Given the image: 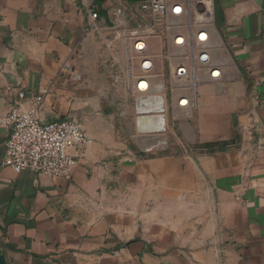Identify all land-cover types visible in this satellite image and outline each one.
<instances>
[{
  "label": "crops",
  "instance_id": "crops-1",
  "mask_svg": "<svg viewBox=\"0 0 264 264\" xmlns=\"http://www.w3.org/2000/svg\"><path fill=\"white\" fill-rule=\"evenodd\" d=\"M114 1L0 0V264H264V0H214L226 79L199 88L192 118L176 113L194 149L166 139L146 157L128 138L150 134L118 119L137 120L109 37L136 21ZM72 69L81 87L121 101L120 116L76 102ZM31 110L41 123L76 119L89 135L71 150L70 178L1 167L3 120ZM222 141V150L195 147Z\"/></svg>",
  "mask_w": 264,
  "mask_h": 264
},
{
  "label": "built area",
  "instance_id": "built-area-1",
  "mask_svg": "<svg viewBox=\"0 0 264 264\" xmlns=\"http://www.w3.org/2000/svg\"><path fill=\"white\" fill-rule=\"evenodd\" d=\"M125 4L117 14L136 24L115 27L109 38L127 56L125 76L118 74L117 79L132 100L136 118H165L171 111L192 118L199 88L226 79L224 58L217 54L214 0H125ZM127 4L134 5L130 13ZM87 13L93 22L100 18L97 6ZM41 100L37 98L38 103ZM3 123L10 135L1 167L16 173L70 178L79 164L71 150L88 142L81 123L70 117L41 123L35 110L13 111ZM144 128L147 134H157Z\"/></svg>",
  "mask_w": 264,
  "mask_h": 264
},
{
  "label": "rangeland",
  "instance_id": "rangeland-1",
  "mask_svg": "<svg viewBox=\"0 0 264 264\" xmlns=\"http://www.w3.org/2000/svg\"><path fill=\"white\" fill-rule=\"evenodd\" d=\"M110 3H115L114 0H110ZM123 4H124V7H125V0H123ZM115 5H118V4H115ZM122 5V3H121ZM128 5V8H127V13H130L132 10H134V5L132 4H127ZM123 6V5H122ZM105 7V6H104ZM107 7V5H106ZM126 8V7H125ZM115 63V74H119L122 78L125 76V71L127 69V56L126 54L121 51V56L119 54H117L116 56V60L113 59L112 61V64ZM76 69H72V78L74 79V98L76 100V102H79L81 104H87V99L90 98L91 99V102H90V106L92 107V113L93 114H101L105 117H111L113 116L114 114H117L119 113L120 111V103L121 101H115L114 102V96L112 94L110 95H102L100 92H99V89L94 86V85H89L88 87H81L82 85V81H83V77L81 76V74L78 72V71H75ZM102 71V70H101ZM105 90V87L104 88H101V91L104 92ZM114 90V89H113ZM115 92V91H113ZM98 96H101L100 97V100H99V103H97L96 101L98 100L97 97ZM119 99L123 100L124 103L123 106L127 108V106L129 107L128 105V95L127 94H122L120 93L119 95H117ZM199 96V94H198ZM131 104V103H129ZM122 106V107H123ZM132 106V104H131ZM131 113H132V110H131ZM118 115V114H117ZM120 116V115H118ZM118 119L122 120V121H125L126 123L131 121L133 123H136V119L135 117L132 116L131 117H127L126 120H124L125 118H121V117H118ZM166 118L163 119V122H164V125L166 126L167 124V132L164 133V134H157V135H154V136H142L140 134H137L136 135V138L134 140L132 139H129L130 142L132 143V147L133 149L135 150V152H137V154L139 156H143V157H146V156H152V155H155L156 153H159L157 152L158 150L154 151L155 148H162L164 145H166L167 141L166 139H168V143L171 144V146L173 147H176V148H179V149H182L181 147L182 146H186L187 147V144L189 143L190 145V149H194L193 146H194V142H193V139H190V141H188L189 139H185L184 136L182 135L181 133V125L183 124V120L185 119H182L180 116H178V114L174 113L173 111L169 112L168 116H167V119L170 120V123H169V126H168V121H165ZM123 122V123H125ZM208 124L209 121H207ZM116 123V126L117 127H122L124 124L121 123V121H115ZM127 127V126H125ZM187 138V137H186ZM203 140H207L209 137H202ZM147 140L148 142H150L152 145L151 147L149 148L150 145L148 146H145L144 144V141ZM138 141H139V144L141 146V148L144 150H142L140 148V146L138 145ZM188 142V143H187ZM134 144H136L137 146V149H135L134 147ZM226 145V142L225 141H222V142H219V143H207V144H198L196 145V149L198 147L201 146V149H205V150H214L215 147H218V150H222L223 147ZM147 151V152H145ZM149 151H152V152H149Z\"/></svg>",
  "mask_w": 264,
  "mask_h": 264
},
{
  "label": "bare ground",
  "instance_id": "bare-ground-1",
  "mask_svg": "<svg viewBox=\"0 0 264 264\" xmlns=\"http://www.w3.org/2000/svg\"><path fill=\"white\" fill-rule=\"evenodd\" d=\"M163 119H164V117H159V116L137 118L135 124H136V127L138 129H141L142 126H144V127H147L148 129L155 131V133H161V132H164V126H165ZM144 129H146V128H144ZM154 135H157V134H154ZM154 135H144V136H154ZM144 144H145V146H148L150 144V142L145 140Z\"/></svg>",
  "mask_w": 264,
  "mask_h": 264
},
{
  "label": "water",
  "instance_id": "water-1",
  "mask_svg": "<svg viewBox=\"0 0 264 264\" xmlns=\"http://www.w3.org/2000/svg\"><path fill=\"white\" fill-rule=\"evenodd\" d=\"M128 3H137L143 0H126Z\"/></svg>",
  "mask_w": 264,
  "mask_h": 264
}]
</instances>
